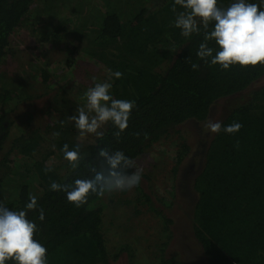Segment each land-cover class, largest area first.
<instances>
[{
  "label": "trees",
  "instance_id": "1",
  "mask_svg": "<svg viewBox=\"0 0 264 264\" xmlns=\"http://www.w3.org/2000/svg\"><path fill=\"white\" fill-rule=\"evenodd\" d=\"M76 2L0 0V201L16 210L30 195L37 196L45 220L38 221L36 212H30L29 218L40 228L35 238L47 247L49 264H115L119 258L138 264L136 244L117 242L113 223L107 224L106 210L116 203L133 206L126 217L129 225L144 212L154 213L162 224L163 238L151 264H186L166 250L173 237L172 219L155 207L154 203L168 210L163 199L150 191L148 173H142L140 185L132 189L133 200L122 194L124 199H120L116 192L106 194L107 201L105 196H90L79 208L48 187L52 181L70 183L87 176L101 147L123 151L131 158V172L138 157L164 141L174 149L169 169L174 182L181 179L183 190L191 191V202L181 205L186 210L185 225L205 264H264V67L221 71L201 64L193 70L192 64H200L195 53L201 36L184 38L171 26V0H140L133 13L109 5L105 14L91 19L74 7ZM228 3L219 0L220 6ZM65 8L71 9L70 20L79 14L78 28H69L64 19H58L66 17ZM31 10L36 11V18L43 10L51 20L42 24L32 17L34 35L39 33V40L55 49L57 45L65 49L70 73L87 75L76 94L82 85L87 90L109 79V69L124 73L114 82L112 95L134 100L136 108L120 137L113 135L115 130L109 125L100 129L99 139L78 137L68 117L86 103V91L79 92L83 98L77 100L57 86L49 63L41 69L38 64L30 67L31 76L20 75L17 82L10 80L11 73L3 72L12 54L11 35L27 27ZM68 38L79 44V50L82 47L89 68L79 61L73 65L77 46L68 48ZM209 117L223 124L236 120L243 127L235 135L206 136L201 125ZM187 125L197 126L196 134L206 136L203 144L195 147L184 134L182 128ZM65 143L70 148L80 145L82 159L75 170L62 159L60 148Z\"/></svg>",
  "mask_w": 264,
  "mask_h": 264
},
{
  "label": "clouds",
  "instance_id": "2",
  "mask_svg": "<svg viewBox=\"0 0 264 264\" xmlns=\"http://www.w3.org/2000/svg\"><path fill=\"white\" fill-rule=\"evenodd\" d=\"M170 10L174 13L171 26L182 37L201 36L195 53L200 64H192L193 70L201 64L221 71L264 67V0H230L227 6H220L219 0H171ZM109 73V79L87 89L86 103L68 117L80 137L94 135L99 139L103 135L100 129L109 125L118 138L128 128L136 103L112 95L114 82L122 79L124 73L110 69ZM242 127L236 120L223 124L209 117L204 133L235 135ZM60 152L73 170L79 167L82 159L79 144L70 148L65 143ZM96 158V164H89L87 176L70 183L52 181L49 191L63 193L67 203L79 208L88 203L90 196L126 192L140 185L142 173L128 171L132 167L131 158L123 151L101 147ZM30 212L38 213L37 220L44 222L45 211L38 207L35 195H30L23 207L16 210L0 201V264H49L47 247L35 238L40 228L36 220L29 218Z\"/></svg>",
  "mask_w": 264,
  "mask_h": 264
},
{
  "label": "rangeland",
  "instance_id": "3",
  "mask_svg": "<svg viewBox=\"0 0 264 264\" xmlns=\"http://www.w3.org/2000/svg\"><path fill=\"white\" fill-rule=\"evenodd\" d=\"M139 1L140 0H138V3L136 4V0H77L74 7L77 8V10H83L84 14H86V17L91 19L96 14L99 16L105 14V11L103 10H105L106 6L108 7L109 5H116L118 9L122 8V10L124 7L127 8L125 10L126 13H133L136 11ZM48 2L52 5L54 0H48ZM64 2H67V0H64ZM39 3L40 2L37 4L38 7ZM45 6L46 5L44 4L42 8H45ZM128 7L131 11L128 10ZM65 9L66 17L64 18L59 16L58 19H64L66 21L65 24H68L69 28H72V26L78 28L77 20L79 14H73V18L70 20L69 17L71 16L69 13L71 12V9ZM33 11L31 10L29 12L30 19L27 21V27L11 35L10 43L12 54L8 55L5 63L3 64V72L9 73V75L11 73L12 78L10 80L17 82L18 78L21 76L23 78L28 77V75L31 76V70L35 69L33 68L34 66L38 64L39 69H41L45 67L47 62L50 64L49 68L53 70L51 73L52 81H55L57 86L63 87L74 98L80 100L83 98V96L79 95V92H84L87 90L82 85L78 94H76V89H78L81 82L84 83V79L87 77V75L83 72H80L78 75H73V73H70L71 68L65 64L66 61L64 60L66 58L65 55H67L65 49H62L61 46L59 47V45H57V48L55 49L48 42L46 43L45 40H39V33L38 35H34L32 30L34 25L31 23L32 17L42 24L51 20H48L50 17L48 18V14H46L43 10H39V12L36 13L39 15L37 18L35 16L36 11ZM57 15H59V13H57ZM39 23L37 27L39 26ZM41 26L42 25H40V27ZM61 28H63V25H60V29ZM83 29L86 31L87 28ZM68 40L70 42L68 48L77 46L75 51H73V65L76 66V62L79 61L85 68H89L88 63L84 62L83 60V56L81 54V45L79 50V44L76 41H72L71 38H68ZM58 42L60 43L61 41L59 40ZM64 42L65 40L61 44H64ZM52 44L54 43L52 42ZM30 67H32L31 70ZM13 88L15 92L19 94L16 85H14ZM214 111H216V108ZM204 126L202 124L201 128H204ZM182 130H185L184 134L187 133V137H190V140L195 145V147L205 142V135L202 133L196 134L198 131L197 126L187 125L186 127H183ZM89 136L91 137L88 141H90L92 138V135ZM78 137L84 140V137H80L79 135ZM173 138L174 137H172V139ZM173 153L174 149L172 145H167L164 141H160L153 145L149 151H146L144 155L138 157L135 160L133 167L135 170L141 171V173H148L150 177L149 183L151 185L150 191L163 199L164 203H166L168 207L167 210L166 208H162L154 203L158 210L162 211L166 215H169L172 219V224L170 227H172L173 237L170 239L166 248L167 252L171 255H176L178 258H182L186 264H205L203 256L199 252L195 242L194 236L191 233V229L185 225L186 210L181 205V203L186 204L191 202V191L183 190V188L186 187L181 179L174 182L169 170L171 167V162L175 158ZM188 187H190V182L188 183ZM121 194L123 196L129 197L132 200L135 198V193L133 190L126 191L125 193L118 192L116 193V197L124 199ZM105 200L107 201L106 196ZM129 211H133V206L131 204L128 205L124 203H116L115 207L106 210L108 213L107 224L110 222L113 223L111 229L116 233L114 239L117 242H132L133 244H136V253L140 258H138V264H151L155 260V256L158 255V243L160 245V242L163 238L160 234L162 230V224L158 222L154 213L144 212L139 216V218H136L135 220L132 219L131 222H133L129 225L127 222L128 218H126L127 214H130ZM132 224H135V226L132 227ZM109 244L112 245V243ZM125 260L126 259L124 258H119L116 260L115 264H126Z\"/></svg>",
  "mask_w": 264,
  "mask_h": 264
}]
</instances>
